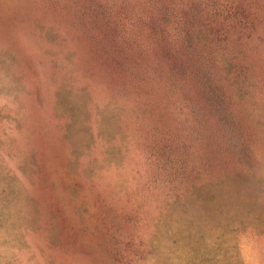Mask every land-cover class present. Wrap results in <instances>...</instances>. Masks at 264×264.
Listing matches in <instances>:
<instances>
[{"label":"rangeland","instance_id":"rangeland-1","mask_svg":"<svg viewBox=\"0 0 264 264\" xmlns=\"http://www.w3.org/2000/svg\"><path fill=\"white\" fill-rule=\"evenodd\" d=\"M0 264H264V0H0Z\"/></svg>","mask_w":264,"mask_h":264}]
</instances>
